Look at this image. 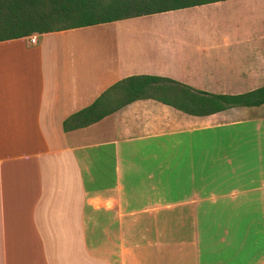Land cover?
<instances>
[{
    "label": "crops",
    "instance_id": "1",
    "mask_svg": "<svg viewBox=\"0 0 264 264\" xmlns=\"http://www.w3.org/2000/svg\"><path fill=\"white\" fill-rule=\"evenodd\" d=\"M186 12L203 18L193 48L153 42L157 14L0 42V264H264V106L138 100L62 128L129 76L264 86V0L169 13Z\"/></svg>",
    "mask_w": 264,
    "mask_h": 264
},
{
    "label": "trees",
    "instance_id": "2",
    "mask_svg": "<svg viewBox=\"0 0 264 264\" xmlns=\"http://www.w3.org/2000/svg\"><path fill=\"white\" fill-rule=\"evenodd\" d=\"M226 0H0V42L130 18L169 13ZM138 100H154L190 116L264 106V86L235 96L193 89L152 75L123 78L62 123L65 133L86 128Z\"/></svg>",
    "mask_w": 264,
    "mask_h": 264
},
{
    "label": "rangeland",
    "instance_id": "3",
    "mask_svg": "<svg viewBox=\"0 0 264 264\" xmlns=\"http://www.w3.org/2000/svg\"><path fill=\"white\" fill-rule=\"evenodd\" d=\"M202 19V15H195L193 12L185 14L167 12L146 18L141 26L148 27V30L152 31L153 42L159 40L170 44L186 43L190 48H193L197 44L193 28L195 25H199V21Z\"/></svg>",
    "mask_w": 264,
    "mask_h": 264
},
{
    "label": "built area",
    "instance_id": "4",
    "mask_svg": "<svg viewBox=\"0 0 264 264\" xmlns=\"http://www.w3.org/2000/svg\"><path fill=\"white\" fill-rule=\"evenodd\" d=\"M30 44H36L37 43V35H33L31 37H28Z\"/></svg>",
    "mask_w": 264,
    "mask_h": 264
}]
</instances>
